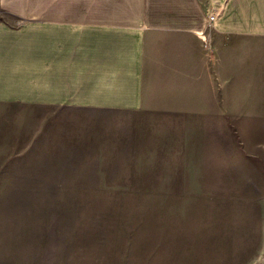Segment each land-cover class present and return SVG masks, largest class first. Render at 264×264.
I'll return each instance as SVG.
<instances>
[{
  "label": "rangeland",
  "instance_id": "1",
  "mask_svg": "<svg viewBox=\"0 0 264 264\" xmlns=\"http://www.w3.org/2000/svg\"><path fill=\"white\" fill-rule=\"evenodd\" d=\"M101 115L77 153L14 163L0 264H264L262 117Z\"/></svg>",
  "mask_w": 264,
  "mask_h": 264
},
{
  "label": "crops",
  "instance_id": "2",
  "mask_svg": "<svg viewBox=\"0 0 264 264\" xmlns=\"http://www.w3.org/2000/svg\"><path fill=\"white\" fill-rule=\"evenodd\" d=\"M116 111L264 121V0H0V186Z\"/></svg>",
  "mask_w": 264,
  "mask_h": 264
},
{
  "label": "built area",
  "instance_id": "3",
  "mask_svg": "<svg viewBox=\"0 0 264 264\" xmlns=\"http://www.w3.org/2000/svg\"><path fill=\"white\" fill-rule=\"evenodd\" d=\"M225 7V1H216L211 4L206 15V22L202 28L196 31V35L200 39L201 46L209 51L212 47V33L216 29V22L221 16Z\"/></svg>",
  "mask_w": 264,
  "mask_h": 264
}]
</instances>
